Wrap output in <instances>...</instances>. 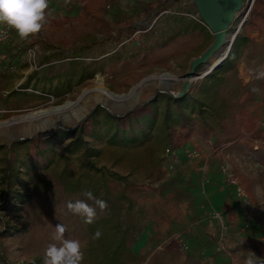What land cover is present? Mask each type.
Returning a JSON list of instances; mask_svg holds the SVG:
<instances>
[{
	"label": "rangeland",
	"instance_id": "1",
	"mask_svg": "<svg viewBox=\"0 0 264 264\" xmlns=\"http://www.w3.org/2000/svg\"><path fill=\"white\" fill-rule=\"evenodd\" d=\"M85 1L89 5L85 21L59 25L57 19L80 13L79 0H48L47 22L39 35L21 40L12 30L0 46V121L76 102L85 90L97 88L98 79L102 87L119 96L149 76L168 75L174 79L165 83H170L176 96L182 87L178 78L214 40L199 10V0H167L166 5L177 4L159 12L156 9L147 19L140 18L141 11L157 0ZM245 1L239 0L240 9L233 16L232 29L226 32L227 39L236 33L237 15ZM129 19L134 31L130 36L129 28L123 25ZM188 20L205 27L179 30ZM246 36L247 42L236 47L239 56L231 69L217 74L218 80L198 78L187 87L188 92L199 86L208 91L198 95L204 120L212 129L206 137L194 132L180 149L172 150L152 125L146 127L149 139L140 136L142 145L118 147L106 142L103 116L107 111L97 107L92 112L96 113V136L84 137L93 151L92 168L80 165L82 149L72 144L76 135L49 138L52 160L38 171L27 166L25 144L16 145L17 171L6 183L0 174V204L10 181L11 191L18 194L8 208H0V264H44L45 249L58 243L52 240L57 224L66 228V239L80 241L82 264H184L182 259L192 250L193 264H205L207 247L221 255L220 264H245L249 252L255 254V264L264 263V168L245 148L215 145L221 125L232 122L243 110L260 117L264 128V78H256L264 71V32L241 28L237 40ZM156 40L161 44L152 47ZM138 45L145 48L134 57ZM107 58L111 61L102 65L103 73L78 79V67ZM215 59L210 57L209 65ZM194 71L204 72V66ZM147 84L140 89L138 102H149L155 95L157 84ZM96 99L103 100L96 92L84 95L78 101L77 114L86 116ZM115 101L119 102H104L118 106ZM162 109L159 102L156 111L145 110L158 123L163 118ZM184 110L188 112L189 106ZM174 121L172 113L168 123L174 125ZM76 124L73 117L65 126ZM0 146V160L9 161L11 148L3 137ZM186 150H196L200 158H188ZM204 157L208 160V184L202 181ZM224 162L233 169L251 202L253 222L246 230L237 217L225 213L229 207L237 214V206L218 174ZM85 191L108 205L104 211L97 208L92 224L66 207L69 201L85 200ZM86 202L95 206L93 201ZM98 230L100 237L93 238Z\"/></svg>",
	"mask_w": 264,
	"mask_h": 264
},
{
	"label": "trees",
	"instance_id": "2",
	"mask_svg": "<svg viewBox=\"0 0 264 264\" xmlns=\"http://www.w3.org/2000/svg\"><path fill=\"white\" fill-rule=\"evenodd\" d=\"M167 2L169 1L157 0L150 3L141 11L142 14H140V18L147 19L156 9L157 12H159L160 10L171 9L177 4L176 1L166 5ZM79 3V14L75 16L66 14L62 19H57L56 23L59 25H64L71 22L85 21L89 15V5L85 0H79ZM162 3L165 4L164 7L160 6ZM253 8L254 9L252 10L250 17L243 24L242 29L247 32H264V1H257ZM132 24V19H129L128 22L123 24L126 28H129V36L134 32L131 29ZM188 27H199L203 29L205 26L200 24L198 21L188 20L187 22L180 25L179 30L187 29ZM37 35H39V33ZM247 40V36L245 38L239 37L228 58L225 60V63L208 75L205 80H218L217 74L231 69L234 64L233 62L236 61L239 56V53L236 51V47L245 44ZM159 44H161V42L156 40L150 45L155 47ZM144 48L145 45H138L133 56H138L139 50ZM147 55L148 53H145L144 57ZM114 58H119V55H115ZM108 61H111V58H107L102 62L94 59L86 66L81 65L78 67V79L81 81L85 78H92L97 72L103 73L104 71L102 69V65ZM108 73L111 74L110 71H108ZM200 93L201 95H206L208 91L204 86H199L192 91L187 92L185 96L180 99H173L169 94L158 93V101H149L124 117H112L108 113L104 114L103 117L106 120V129L104 131L106 142L111 145L123 148L138 147L143 144L141 137H145V140L150 138L149 134L146 132V127L152 125L157 127V130L162 136H165L166 143L172 150L180 149L194 132L200 133L206 137L210 131H212V129L204 120L203 111L200 108L202 103L200 101V96H198ZM159 102L162 103V110L164 114L161 121H158L157 123L152 117H150L145 109L156 111L157 103ZM187 106H189L188 112L184 110V108ZM172 113L175 116L174 125L168 123V118ZM95 114V112L90 114L77 128L72 131V133L62 130H57L56 133L58 137L67 138L76 135V138L72 141V144H75V148L82 149L79 162L81 166L87 168L93 167L90 159L92 157L93 151L88 148V144L84 137L93 138L96 136L97 121ZM192 114L194 115L193 118L190 117ZM50 143L51 140L49 138H33L30 140L13 143L10 150L9 161L6 159L0 160V162H2V165L0 166L2 181L6 183V181L13 176V173L17 171L16 162L18 158L16 152L14 151L16 145L25 144V153L27 155L26 161L28 163L27 166H30L35 171H38L42 168H45L48 162L52 160V156L50 155ZM215 145H228L239 149L245 148L244 150L251 154L255 161L264 168V128L260 125V117L250 114L249 110L241 111L234 117L232 122H227L221 125ZM125 184H128V182L125 181ZM10 187L11 181L8 184V189L5 193L2 203L0 204V208H8L11 205V199L15 197L17 198L18 196V194L11 191Z\"/></svg>",
	"mask_w": 264,
	"mask_h": 264
},
{
	"label": "water",
	"instance_id": "3",
	"mask_svg": "<svg viewBox=\"0 0 264 264\" xmlns=\"http://www.w3.org/2000/svg\"><path fill=\"white\" fill-rule=\"evenodd\" d=\"M198 7L208 28L210 29L211 35L214 38L213 43L209 47V49L206 50V52L202 56H200V58L193 60L189 71H187L185 75L178 78V80L181 82L182 87L180 92L176 96H173L170 91V83H159L156 85L157 88L155 90V95L153 96V98H155L159 92L169 94L173 99H180L184 97L185 94L188 92V84L193 79L206 78L213 71H215L225 63V60L228 58L237 41L238 31L234 33L233 41L229 45L227 51H224V49L227 47L226 32L229 29H232L231 23L233 22V16L240 9L239 0H199ZM210 57H221V61L215 64L214 66L210 67ZM199 65L204 66V72L194 71L195 68ZM164 76L169 77L168 79L170 80L172 79L170 78L171 76ZM172 81L173 79L169 82ZM139 84H137L132 89L136 88ZM144 87L145 86L140 89L142 90ZM132 89H130V91L125 95L118 96L112 94L111 92L109 93L115 98L125 97L130 94ZM139 93L140 90L135 95L136 99L133 102H130L124 106H122L123 104H119L121 102L115 101L119 105L113 106L107 102H104L103 100L98 101L96 99L94 100V107L89 112H87V115L81 117L80 119H76L77 124L69 128L65 126V123L71 122L69 118H65L63 120H59L58 117L49 119V109L37 110L14 115L3 121H0V137H3L7 141V145L9 148H11L13 143L18 141L30 140L33 138L48 139L54 137L57 133V130H62L65 132L74 130L75 128H77L78 125H80L84 121V119H86L93 112L94 108L97 107L103 108L112 117H124L147 102L137 101V96ZM67 103L68 102H65L64 104L56 107H63Z\"/></svg>",
	"mask_w": 264,
	"mask_h": 264
},
{
	"label": "clouds",
	"instance_id": "4",
	"mask_svg": "<svg viewBox=\"0 0 264 264\" xmlns=\"http://www.w3.org/2000/svg\"><path fill=\"white\" fill-rule=\"evenodd\" d=\"M48 0H0V24L13 30L21 40L34 37L41 32L47 22ZM257 79L264 78V71L256 74ZM258 91V89H253ZM82 195L85 200L69 201L67 209L75 215H79L87 224H92L97 216V208L100 211L107 209V202L98 199L91 191H85ZM86 201H93V205ZM66 228L62 224L55 226L52 240L58 243H50L45 249L44 264H82L84 253L81 243L75 239L65 238ZM99 230L93 238H99ZM255 254L248 253L245 264H255Z\"/></svg>",
	"mask_w": 264,
	"mask_h": 264
},
{
	"label": "built area",
	"instance_id": "5",
	"mask_svg": "<svg viewBox=\"0 0 264 264\" xmlns=\"http://www.w3.org/2000/svg\"><path fill=\"white\" fill-rule=\"evenodd\" d=\"M257 1H264V0H246L244 4V8L240 11L237 15L238 17V25L236 26V32L239 31L243 24L248 20L250 13L256 4ZM11 29H9L6 25L0 24V46L4 44L11 35ZM166 152L169 153V148L166 149ZM186 156L190 159H197L200 158V155L196 150H186ZM203 167H202V181L205 184L210 182L208 172H207V157L203 158ZM218 174L227 184V186L232 190L235 198L238 201L237 209L239 211L241 217V227L243 230L249 228L250 224L253 222V213L251 208V202L249 196L245 189L241 186L240 180L235 175L233 169L228 165L226 162L220 164L218 167Z\"/></svg>",
	"mask_w": 264,
	"mask_h": 264
},
{
	"label": "bare ground",
	"instance_id": "6",
	"mask_svg": "<svg viewBox=\"0 0 264 264\" xmlns=\"http://www.w3.org/2000/svg\"><path fill=\"white\" fill-rule=\"evenodd\" d=\"M234 38V34H232V36H230L227 39V47L224 49V51L226 52L229 45L232 43ZM221 61V58L215 59L213 64L210 65V67L214 66L215 64L219 63ZM169 78V77H168ZM167 77L163 76V75H152L147 77L145 80H143L142 82H140V84L131 90L130 94L125 96V97H117L115 98L113 95H111L109 93L108 90H106L104 87L101 86V81L98 79L97 81V88H94L92 90H85L83 92L82 97L85 95H89L90 92H96L98 94V96L100 98H102L104 101H111V100H118L119 102H129L131 100H133L135 98V95L137 94V92L140 90V88H142L145 84L150 83V82H154L156 84L159 83H165V81L168 80ZM174 79V78H173ZM195 80V79H193ZM192 80V81H193ZM192 81L188 84L190 85L192 83ZM187 85V87H188ZM82 97L80 99H78V101L82 100ZM78 101L76 102H68L66 105H64L63 107H56V106H52L49 109L50 111V116L49 118H55L58 117L59 120H63L65 118H69L70 120L73 119V117L76 119H80L82 117V113H78L77 114V107L80 106L78 103Z\"/></svg>",
	"mask_w": 264,
	"mask_h": 264
},
{
	"label": "crops",
	"instance_id": "7",
	"mask_svg": "<svg viewBox=\"0 0 264 264\" xmlns=\"http://www.w3.org/2000/svg\"><path fill=\"white\" fill-rule=\"evenodd\" d=\"M250 111V110H249ZM250 114H252V112L250 111ZM229 190H230V193H231V196H232V200L234 201V202H236V206H237V204H238V201H237V199L235 198V196H234V194H233V192H232V190L229 188ZM227 208V209H226ZM225 209H226V211H225V213H226V215L227 216H230L231 218H234V216L235 217H237V220L239 221V223L241 224V217H240V214H239V211H238V209H237V207H235V210L237 211L236 213L237 214H235L234 212L235 211H233L231 208H229V207H225ZM190 248V247H189ZM191 248L192 249H194L195 247H192V245H191ZM174 249H177V247H174ZM196 249V248H195ZM189 251H187V253H186V257H184L183 259H182V262L184 263V264H193V255H195V251L194 250H192V252H189ZM206 252H207V255H206V257L207 258H205V264H220V262H221V255L220 254H217V253H214L213 251H212V247H207L206 248ZM191 254V255H190ZM193 254V255H192ZM261 264V263H260Z\"/></svg>",
	"mask_w": 264,
	"mask_h": 264
}]
</instances>
